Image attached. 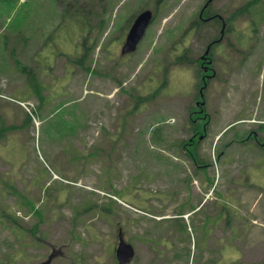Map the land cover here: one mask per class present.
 <instances>
[{
    "label": "rangeland",
    "instance_id": "374dc122",
    "mask_svg": "<svg viewBox=\"0 0 264 264\" xmlns=\"http://www.w3.org/2000/svg\"><path fill=\"white\" fill-rule=\"evenodd\" d=\"M206 1L159 0L122 58L128 19L156 0H0V124L16 126L0 140V209L19 219L0 221V264H117L119 225L129 264H264V0L211 1L225 24L250 10L204 70L197 58L221 24L187 25ZM12 98L30 99L39 124ZM192 136L199 167L181 147ZM20 193L42 212L35 228Z\"/></svg>",
    "mask_w": 264,
    "mask_h": 264
},
{
    "label": "trees",
    "instance_id": "16d2710c",
    "mask_svg": "<svg viewBox=\"0 0 264 264\" xmlns=\"http://www.w3.org/2000/svg\"><path fill=\"white\" fill-rule=\"evenodd\" d=\"M3 2H9V4L10 3H14L15 2V0H3ZM72 6H73V8L76 10V12L77 13H80L82 16H84L86 13H87V11H86V8H85V6L84 5H81L80 3L78 4L77 2H73L72 3ZM249 10H250V8L248 7V4H247V2H245L243 5H240L239 7H237L236 9H234L232 12H231V14H232V16H234V17H238V16H240V15H243V14H248V12H249ZM231 16V17H232ZM84 19V18H83ZM83 21V20H82ZM85 21H86V24H87V35L89 34V30L91 29V26H90V19L89 18H87V17H85ZM101 22H102V20H101ZM101 28V27H100ZM87 35L85 34L84 36H83V38H82V41H81V45H82V54H81V56L79 57V58H77V59H75V62L76 63H78V64H84L85 63V61H86V59H87V57H88V53H89V48H88V46L86 45V40H87ZM87 69V68H86ZM20 70L21 71H23V72H26L27 73V75H26V77H27V81H28V83H29V85L31 86V88H32V90H33V92L38 96V98H39V100L40 101H42V95H41V91H42V89H43V86H41L40 84H39V82H38V79H37V77H36V74H35V72L32 70V69H30V68H28V67H25V66H20ZM148 98H150V97H146V99H148ZM26 120L28 121V120H30V118L27 116L26 117ZM192 121H194V120H192ZM192 123H194V122H192ZM16 126H13V125H9V126H5V125H3V123H1L0 124V140L1 139H3L4 137H5V135H6V131H8V130H10V129H13V128H15ZM202 127L206 130L207 129V126H206V122H204V124L202 125ZM202 127L201 126H199V125H197L196 124V127L195 128H193V125H192V132L194 133L193 135H195V134H197V132L196 131H198L200 134L202 133V132H205V131H203L202 130ZM195 136H192V140H188V142H181V147L184 149L185 148V150H187V155L189 156V157H191V160L195 163V165L196 166H200L199 164H200V160H199V153H198V151H197V149H196V147H198L197 145H196V143H198L197 142V140H196V137L194 138ZM195 140V141H194ZM191 145V148H187L186 147V145ZM10 186V185H9ZM14 193H15V190H14ZM19 196H20V198H19V200H20V203L19 204H23V202H24V200H28V202H26V207H28V209L30 210V211H32L36 216H38L39 217V220L36 222V224H34V228L38 225V223L42 220V216H41V214H42V212H41V210L40 209H38V208H35L34 207V204H33V202L32 201H30L25 195H23L22 193H20L19 194ZM24 206V205H23ZM106 209H111L110 207H108V208H106ZM180 214V213H179ZM7 218V220L8 221H10V223H11V226L10 227H12V229H15L16 227H18L19 226V219L17 218V216H15V215H10V214H8V213H6L4 210H1L0 209V221L3 223V225H5L4 224V221H3V218ZM185 230V223H183L182 224V230ZM184 250H188L187 248H185V247H182V248H180V251L181 252H179V253H177V254H175V257L177 258L178 256H180V255H182V252L184 251ZM187 254H189V253H187Z\"/></svg>",
    "mask_w": 264,
    "mask_h": 264
},
{
    "label": "flooded vegetation",
    "instance_id": "af4514ba",
    "mask_svg": "<svg viewBox=\"0 0 264 264\" xmlns=\"http://www.w3.org/2000/svg\"><path fill=\"white\" fill-rule=\"evenodd\" d=\"M159 0H156L154 7L150 8L153 12V17L154 14L156 13V9L157 6H159ZM212 0H207L202 6H200L198 13L196 14V17L194 19H192L189 24L187 25V30L189 34H195L196 31H202L204 29V24H210L211 21H213L215 24H221V29L219 31V34L217 36L214 37H209L206 40V45L203 49V54L197 58V64L200 65L202 68H204V70H206L207 68H210L209 65H211V61H212V56L215 52H219L220 50V43H221V38H222V34L224 35V33H228L229 35H233L234 33L238 32V27L235 26V19L236 17L232 16V14H229V17L231 18L230 21H228L226 24L224 22V19L222 17L221 14H219L218 12H210L207 10L208 5L211 3ZM144 9H149V8H143L140 9L139 11H137L135 14H133L127 21V25H126V29L124 31V34L121 38V41L118 45V49H121V46L125 40L126 34L128 32L129 27L131 26L133 20L135 19V17ZM232 16V17H231ZM210 22V23H209ZM234 22V23H233ZM213 26V25H212ZM189 47L187 46V49ZM132 54V53H131ZM129 56V54L126 55H120V57H127ZM187 58V56H186ZM188 61V60H187ZM205 63H207L205 65ZM214 74L212 73L211 75H206L204 74L202 77V79L205 80V76L206 77H212ZM264 141V140H263ZM259 143V142H257ZM260 144V143H259ZM264 145V142L262 143ZM117 229H121L120 226L117 227ZM58 252V250L56 251Z\"/></svg>",
    "mask_w": 264,
    "mask_h": 264
},
{
    "label": "water",
    "instance_id": "95a60500",
    "mask_svg": "<svg viewBox=\"0 0 264 264\" xmlns=\"http://www.w3.org/2000/svg\"><path fill=\"white\" fill-rule=\"evenodd\" d=\"M152 19V11L150 9H145L141 11L133 20L131 26L128 29L125 40L121 46V53L128 54L136 49V46L145 30ZM117 245L114 250V256L118 264H128L129 261L134 256L133 245L128 243L121 229L117 233ZM51 256L40 263L37 264H49Z\"/></svg>",
    "mask_w": 264,
    "mask_h": 264
},
{
    "label": "built area",
    "instance_id": "2783aa9c",
    "mask_svg": "<svg viewBox=\"0 0 264 264\" xmlns=\"http://www.w3.org/2000/svg\"><path fill=\"white\" fill-rule=\"evenodd\" d=\"M23 107H25L28 111H30V108L33 106V103L30 101H24L20 102Z\"/></svg>",
    "mask_w": 264,
    "mask_h": 264
},
{
    "label": "crops",
    "instance_id": "0c3cea01",
    "mask_svg": "<svg viewBox=\"0 0 264 264\" xmlns=\"http://www.w3.org/2000/svg\"><path fill=\"white\" fill-rule=\"evenodd\" d=\"M183 212H188V211H183Z\"/></svg>",
    "mask_w": 264,
    "mask_h": 264
}]
</instances>
